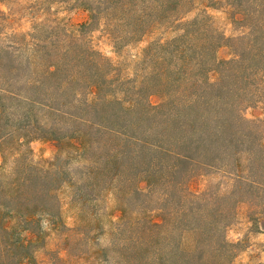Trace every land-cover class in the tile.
Returning a JSON list of instances; mask_svg holds the SVG:
<instances>
[{"label": "trees", "instance_id": "trees-1", "mask_svg": "<svg viewBox=\"0 0 264 264\" xmlns=\"http://www.w3.org/2000/svg\"><path fill=\"white\" fill-rule=\"evenodd\" d=\"M38 1L47 15L87 17L18 35L1 32L0 12V264H38L42 224L61 218L69 172L30 159L36 135L74 144L80 177L122 202L104 261L236 264L227 231L238 205L250 197L264 211V117L245 116L264 111V0ZM220 4L240 35L214 24L207 11ZM165 29L173 35L144 48L130 89L110 91L116 69L92 34L120 50ZM202 170L222 173L229 190L196 189Z\"/></svg>", "mask_w": 264, "mask_h": 264}, {"label": "rangeland", "instance_id": "rangeland-1", "mask_svg": "<svg viewBox=\"0 0 264 264\" xmlns=\"http://www.w3.org/2000/svg\"><path fill=\"white\" fill-rule=\"evenodd\" d=\"M1 1L0 12L9 16L5 24L8 29L1 32L7 30L10 34L13 29L15 30L13 33L18 35L29 34L37 22L45 19L60 18L62 23L73 26L85 21L87 17L83 11L65 12L58 7L54 8V15H47L44 11L47 3L44 5L38 0ZM223 7L224 5L220 4L218 8H210L207 12L226 37L240 35V29L232 24L227 10ZM2 17L0 14V21ZM188 17L193 15L190 14ZM161 33L165 36L173 35L168 29L157 31L143 42L120 50L114 49L102 33L92 34L93 45L110 59L116 69L115 84L109 88L110 91H118L119 96H122V91L130 89L131 84L124 82L128 78L134 79V75L142 71L144 66H139L141 53L148 43L160 37ZM218 56L221 59L230 58V48L222 47ZM125 97L130 99V94ZM245 116L248 119L264 117V111L260 108L248 109ZM44 126L48 127L45 124ZM74 128L75 126L71 127ZM30 149V159L46 165L50 163L61 165L68 170V179L71 181L64 184L58 192L61 218L57 225L48 220H44L42 224L45 230V243L36 252L38 264H109L104 261L107 258L101 249L109 247L112 242L113 226L118 221L116 217L122 213V202H117L112 192L101 193L99 189H94L92 185L86 183V179L80 177L82 176L79 174L80 168L86 164L76 155L77 148L74 144L41 139L36 135ZM8 166L11 167L12 163L8 162ZM200 172L202 175L194 183L196 189L211 191L221 186L224 192L229 190L228 179L222 173L214 170ZM248 199L247 202L238 205L236 218L227 231V237L230 242L237 245L236 264H264V211L256 205V200Z\"/></svg>", "mask_w": 264, "mask_h": 264}]
</instances>
